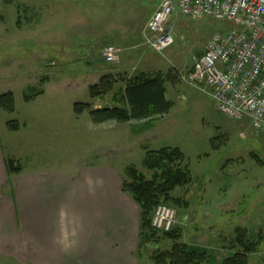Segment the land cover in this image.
Wrapping results in <instances>:
<instances>
[{"label":"rangeland","instance_id":"rangeland-1","mask_svg":"<svg viewBox=\"0 0 264 264\" xmlns=\"http://www.w3.org/2000/svg\"><path fill=\"white\" fill-rule=\"evenodd\" d=\"M18 4L31 9L17 14ZM155 4L156 0H25L21 4L0 0V94L11 92L15 105L13 113L0 109L3 151L22 166L41 163L44 169L52 165L68 169L113 161L123 172L129 165L141 170L146 151L179 149L192 182L173 192L189 203L187 210L175 211L174 227L181 235L177 243L204 250L209 256L206 264H220L233 255L235 228H241L248 241H259L247 264H264V135L246 119L222 116L207 94L184 82L207 41L224 34L229 25L173 14L169 24L174 41L163 53H156L143 47L140 38ZM106 45L120 48L121 57L131 49L133 53L124 54V64L121 58L116 64L105 63L100 50ZM10 46L17 51L10 54ZM135 71L174 78L165 84V97L171 103L168 114L143 125L134 121L95 125L87 111L74 115L75 103L90 104L92 109L119 107L118 96L92 99L88 88L103 75L119 80ZM46 79L49 82L42 81ZM122 87L118 81L116 89ZM38 91L43 93L33 101H23L26 93ZM8 121L26 125L12 132ZM155 238L138 256L140 264H152L153 252L172 245L159 234Z\"/></svg>","mask_w":264,"mask_h":264},{"label":"crops","instance_id":"crops-1","mask_svg":"<svg viewBox=\"0 0 264 264\" xmlns=\"http://www.w3.org/2000/svg\"><path fill=\"white\" fill-rule=\"evenodd\" d=\"M17 9L24 14L31 8L18 4ZM128 53L132 49L122 54L123 64ZM25 125L19 124V130ZM18 162L0 143L1 264H140L139 209L123 192V172L113 161L68 169ZM7 164L18 166L19 173L9 171Z\"/></svg>","mask_w":264,"mask_h":264},{"label":"built area","instance_id":"built-area-1","mask_svg":"<svg viewBox=\"0 0 264 264\" xmlns=\"http://www.w3.org/2000/svg\"><path fill=\"white\" fill-rule=\"evenodd\" d=\"M212 18L225 22L229 30L213 35L202 54L184 77L187 85L207 94L222 116L233 121L246 119L264 135V0H159L141 30V45L163 53L173 43L170 20ZM121 50L114 45L101 49L106 63L116 64ZM175 211L158 205L151 226L170 231Z\"/></svg>","mask_w":264,"mask_h":264},{"label":"trees","instance_id":"trees-1","mask_svg":"<svg viewBox=\"0 0 264 264\" xmlns=\"http://www.w3.org/2000/svg\"><path fill=\"white\" fill-rule=\"evenodd\" d=\"M8 3L6 0H4ZM45 82V80H42ZM123 87L116 89L117 82ZM174 81L173 77L161 73H144L135 71L126 78L119 80L112 75H103L98 82L88 88L92 99L112 93L118 96L120 106L92 109L90 104H73V113L79 116L88 112L91 122L95 125L115 122L123 125L128 122H142L148 124L168 114L171 103L165 97L166 82ZM41 91L23 96L25 103L31 102ZM0 109L6 113L15 110L14 97L11 92L0 94ZM8 130L16 132L20 126L15 121L6 123ZM8 170L19 173V167L7 164ZM149 174V176L147 175ZM122 190L128 194L139 209V231L137 256L143 254V249L150 243L156 242V234L161 239L172 242L169 250L153 252L149 256L152 264H206L209 256L198 248L187 247L177 243L180 240V231L174 227L168 232H159L152 228L151 218L154 209L166 205L175 211L187 210L189 203L180 197L173 196L176 189L188 186L192 182L184 155L176 148H161L156 151H146L141 162V170L135 166H127L123 170ZM176 213V212H175ZM259 241L250 242L246 239L244 230L235 228V236L231 247L233 255L220 264H247L248 256L255 252Z\"/></svg>","mask_w":264,"mask_h":264}]
</instances>
